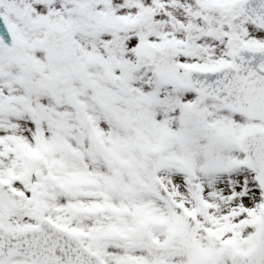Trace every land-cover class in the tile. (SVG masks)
Segmentation results:
<instances>
[{
    "label": "snow or ice",
    "instance_id": "1",
    "mask_svg": "<svg viewBox=\"0 0 264 264\" xmlns=\"http://www.w3.org/2000/svg\"><path fill=\"white\" fill-rule=\"evenodd\" d=\"M0 264H264V0H0Z\"/></svg>",
    "mask_w": 264,
    "mask_h": 264
}]
</instances>
